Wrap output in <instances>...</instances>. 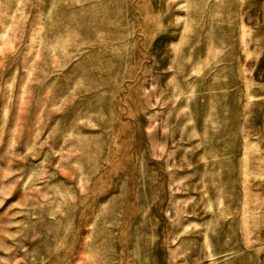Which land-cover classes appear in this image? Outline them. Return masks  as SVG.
Here are the masks:
<instances>
[{"label":"rangeland","instance_id":"obj_1","mask_svg":"<svg viewBox=\"0 0 264 264\" xmlns=\"http://www.w3.org/2000/svg\"><path fill=\"white\" fill-rule=\"evenodd\" d=\"M0 264H264V0H0Z\"/></svg>","mask_w":264,"mask_h":264}]
</instances>
